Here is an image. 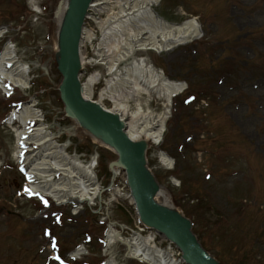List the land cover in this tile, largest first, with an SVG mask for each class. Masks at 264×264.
<instances>
[{
	"label": "rangeland",
	"instance_id": "obj_1",
	"mask_svg": "<svg viewBox=\"0 0 264 264\" xmlns=\"http://www.w3.org/2000/svg\"><path fill=\"white\" fill-rule=\"evenodd\" d=\"M60 2L0 0V28L6 31L0 53L7 44L14 46L16 64L29 79L28 88L13 87L10 95L0 91V264H105L109 257L119 264H144L127 258L123 244L103 256L108 225L123 226L126 240L130 230H138L139 220L128 198L125 172L120 171L114 189L109 187L114 179L109 165L116 153L84 133L61 100L55 55ZM153 10L172 25L196 19L202 36L160 54L136 52L139 58L149 57L158 72L187 86L172 101L161 139L148 145L146 167L172 204L188 214L193 233L219 264H264V0H163ZM100 16L106 20L105 14ZM89 25L96 39L85 56L95 64L100 61V32L94 22ZM86 72L83 84L105 69L89 66ZM111 77L95 87V101L108 109L121 103L130 115L137 114L138 104L130 96L116 102L103 94ZM139 100L146 114L163 116L166 105L157 93H142ZM25 104H36L34 111L42 112L53 142L62 150L67 147L71 159L78 156L90 164L97 158L102 188L95 206L77 214L78 202L57 208L24 197L28 178L19 172L16 158L23 125L6 121ZM37 149L41 147L31 152ZM162 150L170 158L169 170L160 161ZM163 241L157 237L166 250ZM78 247L88 254L71 261L70 253ZM172 253L178 260V251Z\"/></svg>",
	"mask_w": 264,
	"mask_h": 264
},
{
	"label": "bare ground",
	"instance_id": "obj_2",
	"mask_svg": "<svg viewBox=\"0 0 264 264\" xmlns=\"http://www.w3.org/2000/svg\"><path fill=\"white\" fill-rule=\"evenodd\" d=\"M160 1H93L95 2L94 10L107 13L108 16L104 21L99 19V22L97 21L103 36V42L99 47L100 62L106 64L109 71L113 72L122 62L129 61L121 72H116L112 76L109 80V86L103 91V94L117 100L116 102H119L124 96H130L138 104V113L130 115L128 109L121 103L114 109H108L102 102L95 101L93 84L98 80V75L90 78L80 89L81 96L87 103L98 105L102 110L113 113L119 118L124 132L140 152L142 161L146 156L148 145L152 142L158 143L161 139L164 125L170 116L171 101L174 96L185 89V85L182 82L171 81L159 74L147 56L139 58L136 56V52L156 50L157 53H160L164 49L190 43L202 36L196 20H189L177 26L159 18L154 12L153 6ZM69 3L70 0H61L55 14V22L59 28L58 41L55 44L57 57L60 56L61 44L66 33ZM114 7L119 8L117 12H113ZM1 34L2 31H0V36ZM82 36V44L85 40L89 41L93 38L89 32H82ZM15 59L16 54L13 53L12 48L8 45L5 46L0 53V90L6 89L8 82L21 88L28 83V73L23 66L16 64ZM123 90L126 94H122ZM154 92L159 95V99L165 102L166 107L163 116L146 114L139 100L142 93L152 95ZM34 109L35 104H25L17 115L8 118L7 123L13 125L16 121H20L25 126L29 120H37L39 117ZM69 110L71 111V109ZM75 118L80 122L82 131L89 135L94 142L111 151L119 152L117 145L109 143L105 135L91 122L77 115ZM33 131L35 132L33 135L36 137L35 141L42 145L40 152L27 156V165L32 175L31 181L34 187L45 189L58 200L67 197L82 201L94 199L99 190L95 182L94 163L83 164L77 157L74 159L68 157L64 153L66 152L63 151L64 149L62 150L57 144H52L51 134L45 131V127L42 125H37ZM24 134H28L26 129L18 134L19 140ZM161 161L165 167H169L171 164L170 158L165 154L161 155ZM120 167H123L122 163ZM58 172L64 174L61 181H53L54 183L48 186V177ZM145 179L149 187L155 181L152 174L147 170H145ZM152 194L156 202L182 216V211L173 206L172 200L161 187ZM129 200L137 209V200L133 192H130ZM118 239V234L110 228L107 232V246ZM150 241V238L133 237L129 248L130 256L148 264H179L178 261L172 259L168 251L156 249L157 247L150 245ZM114 262L110 260L108 264H115Z\"/></svg>",
	"mask_w": 264,
	"mask_h": 264
},
{
	"label": "water",
	"instance_id": "obj_3",
	"mask_svg": "<svg viewBox=\"0 0 264 264\" xmlns=\"http://www.w3.org/2000/svg\"><path fill=\"white\" fill-rule=\"evenodd\" d=\"M90 0H72L67 21L66 38L62 45L60 70L64 75L62 86L63 99L72 110L92 122L107 137L110 143H116L120 153L125 157L126 170L134 189L143 218L160 230L169 233L185 252L186 259L192 264H217L199 245L190 231L189 224L172 211L157 204L152 192L158 187L146 183L142 156L137 147L124 133L118 118L104 113L99 107H91L80 96L77 80L78 43L81 18Z\"/></svg>",
	"mask_w": 264,
	"mask_h": 264
}]
</instances>
